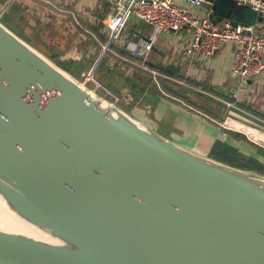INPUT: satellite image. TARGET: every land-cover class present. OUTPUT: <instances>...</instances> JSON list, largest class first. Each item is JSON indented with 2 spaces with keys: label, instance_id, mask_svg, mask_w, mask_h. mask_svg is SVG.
Instances as JSON below:
<instances>
[{
  "label": "water",
  "instance_id": "obj_1",
  "mask_svg": "<svg viewBox=\"0 0 264 264\" xmlns=\"http://www.w3.org/2000/svg\"><path fill=\"white\" fill-rule=\"evenodd\" d=\"M199 6L214 24L263 21ZM0 205L41 235L0 227V264H264V175L161 136L2 21Z\"/></svg>",
  "mask_w": 264,
  "mask_h": 264
},
{
  "label": "crops",
  "instance_id": "obj_2",
  "mask_svg": "<svg viewBox=\"0 0 264 264\" xmlns=\"http://www.w3.org/2000/svg\"><path fill=\"white\" fill-rule=\"evenodd\" d=\"M175 2L184 4V0ZM56 4L61 11H53L33 0H4L0 8L5 5L8 12L19 8L20 15L32 17L27 21L30 27L35 26L36 20L44 33L41 44L46 51L68 73L83 80L99 51L98 42L106 38V23L113 13L112 0H56ZM189 9L197 17L209 15V11L201 7L191 5ZM152 33L151 25L133 17L115 51L123 56L126 43H140ZM156 37L157 43L145 63L164 80L166 88L181 97L164 93L158 83L156 86L151 83L148 72L132 67L113 54L104 59L97 79L117 95V104L122 109L161 136L217 161L264 175V149L259 151L224 133L216 120L199 110L209 108L222 118L229 114L237 121L227 120V128L240 131L256 142H264L263 132L240 123L239 119L243 117L264 127V72L241 85L230 74L232 44L226 43L206 61L190 60L184 55V48L191 41L188 28L177 33L161 32ZM152 79L157 82L156 77ZM233 92L238 95L235 108L222 112L219 99H230Z\"/></svg>",
  "mask_w": 264,
  "mask_h": 264
},
{
  "label": "built area",
  "instance_id": "obj_3",
  "mask_svg": "<svg viewBox=\"0 0 264 264\" xmlns=\"http://www.w3.org/2000/svg\"><path fill=\"white\" fill-rule=\"evenodd\" d=\"M33 1L43 3L58 12L62 10L56 4V0ZM234 1L238 5L248 6L255 12L261 13L263 21L254 24H237L235 27L231 26L228 20L222 24H214L208 16L197 17L190 11L189 6L200 7L201 0H184V4H178L175 0H112L113 13L106 23V38L103 42H98L99 51L83 77L84 83L92 84L94 91L99 90L105 98L118 103L117 95L96 77V73L107 55L113 54L132 67L142 69L157 78L158 73L145 65L147 56L157 43L156 36L161 32L177 33L183 28H188L191 33V41L184 48V55L187 58L206 61L214 56L223 45L230 43L233 45V64L230 74L239 81V84H247L249 80L264 72V0ZM133 17L141 23L151 25L153 33L140 43H126L123 47L125 53L122 56L115 51V47ZM237 99L236 92L230 95V99H219L222 104L221 111L226 112L228 109L235 108ZM227 120L237 121L229 114H225L223 122H218V125L226 130L241 133L227 128L225 126ZM240 123L242 122L240 121ZM249 141L253 142L254 140L250 139ZM258 143L264 149V142Z\"/></svg>",
  "mask_w": 264,
  "mask_h": 264
},
{
  "label": "trees",
  "instance_id": "obj_4",
  "mask_svg": "<svg viewBox=\"0 0 264 264\" xmlns=\"http://www.w3.org/2000/svg\"><path fill=\"white\" fill-rule=\"evenodd\" d=\"M4 0H0V2H3ZM24 16V17H22ZM20 18L25 21H28L29 19H31L32 17H27L26 15H20ZM35 20V19H34ZM9 23V22H8ZM9 27L15 32L17 33L20 37H22L24 40H26L31 46H33L35 49H37L40 53H42L44 56H46L49 60H51L53 63H55L57 66H59L60 68L64 69L65 68L61 65V64H58L57 61H55L54 59V56L50 55V53L48 51H46V48L41 44V42L44 41V33L41 31L40 27L41 25L36 22L35 20V26L34 27H30V31H24L23 34L19 31L20 29H17L14 24H12L11 20H10V23H9ZM145 65L151 69L152 67H149L147 63H145ZM153 70V68H152ZM66 71V70H65ZM98 72V71H97ZM149 74V78H151V83L156 86V83L153 81L152 79V75L150 73ZM73 77H75L76 79H78L79 81L81 80L80 77H77L76 75L74 74H71ZM96 76H97V73H96ZM157 83L159 84V87L160 89L162 88L164 91V93L166 92L167 94H170L172 96H180L178 95L176 92H173L172 90L168 89L165 87V82L164 80H162L161 78H157ZM161 89V91H162ZM157 93L158 90H156ZM181 97V96H180ZM179 97V98H180ZM190 106H193V105H190ZM202 107H200V111L202 113H204L205 115L211 117L212 119L216 120L217 122L219 123H222L223 122V118L222 117H219L217 114H215L213 112V110L209 109V108H203L201 109ZM220 127V126H219ZM221 130H223L225 133L229 134L230 136H234L236 138H238L239 140L241 141H245L247 143H249L250 145L254 146L257 150L260 151V147L254 143H252L251 141H249L245 135L239 133V132H235V131H230V130H226L222 127H220Z\"/></svg>",
  "mask_w": 264,
  "mask_h": 264
},
{
  "label": "rangeland",
  "instance_id": "obj_5",
  "mask_svg": "<svg viewBox=\"0 0 264 264\" xmlns=\"http://www.w3.org/2000/svg\"><path fill=\"white\" fill-rule=\"evenodd\" d=\"M32 1V0H30ZM40 3V2H39ZM3 7L0 8V21H2L4 24H6L8 27H9V23H10V20L12 22V24H14V26L17 28V29H20L19 31L23 34V32L26 30V31H30V25L28 24L27 21H25L24 19L22 20L20 18V9L17 8V9H13V10H10L9 12L7 11V7L5 5H1ZM52 9V8H51ZM53 11H56L55 9H52ZM9 22V23H8ZM158 78V77H157ZM84 80H80L79 82L82 83ZM85 86L88 88V89H91V90H94V87L92 84L90 83H85ZM96 91V90H95ZM112 91V90H111ZM97 94L102 95V93L97 90L96 91ZM108 99V98H107ZM109 100V99H108ZM122 108V106H120ZM259 124V123H257ZM260 132H263L264 131H261V130H258ZM250 139V138H249ZM252 140V139H251ZM254 142V141H253ZM254 144L256 145H260V143L258 142H254ZM260 147V146H259ZM261 148V147H260ZM262 149V148H261Z\"/></svg>",
  "mask_w": 264,
  "mask_h": 264
},
{
  "label": "bare ground",
  "instance_id": "obj_6",
  "mask_svg": "<svg viewBox=\"0 0 264 264\" xmlns=\"http://www.w3.org/2000/svg\"><path fill=\"white\" fill-rule=\"evenodd\" d=\"M0 227L14 232L24 233L29 236L40 238V234L36 229L31 227L30 225L26 224L25 222L21 221L14 215L7 212L1 205H0Z\"/></svg>",
  "mask_w": 264,
  "mask_h": 264
}]
</instances>
